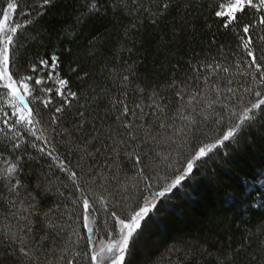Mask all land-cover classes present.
<instances>
[{
  "label": "snow or ice",
  "instance_id": "6c2138e0",
  "mask_svg": "<svg viewBox=\"0 0 264 264\" xmlns=\"http://www.w3.org/2000/svg\"><path fill=\"white\" fill-rule=\"evenodd\" d=\"M154 2L127 0L129 30H138L145 13L155 24L168 12L171 0L157 3V11ZM55 3L0 0V198L8 209L0 214V247L10 250L15 264H41L42 258L45 264H136L134 254L161 226L162 215L174 213L177 200L190 202L187 189L196 186L200 169L227 160L230 149L238 153L245 142L254 143L253 133L264 130V0H216L213 15L237 38L234 59L229 62L222 47L221 59L198 60L191 75L166 86L174 100L156 90L146 104L129 106L127 91L111 97L114 126L101 121L100 127L87 112L96 97L82 102L68 87L57 55L30 63V71L20 63L28 45L44 39L40 19ZM107 7L121 11L120 0ZM102 10L100 0H84L75 23ZM249 15L251 22L240 27V17ZM128 82L129 74L123 75L120 87ZM64 143L70 145L67 155L59 152ZM73 152L79 157L75 164ZM41 159L50 161L48 171L30 189L25 164ZM89 160L87 167L80 162ZM244 184L249 193L255 189ZM53 189L62 199L45 211L41 201ZM232 259L229 253L217 264Z\"/></svg>",
  "mask_w": 264,
  "mask_h": 264
},
{
  "label": "trees",
  "instance_id": "16d2710c",
  "mask_svg": "<svg viewBox=\"0 0 264 264\" xmlns=\"http://www.w3.org/2000/svg\"><path fill=\"white\" fill-rule=\"evenodd\" d=\"M100 2L106 11L91 18L85 15L83 22L75 23L77 9L84 0H56L55 6L40 19L44 39L30 43L26 55L20 58L21 65L28 69L38 59L50 62V57L57 55L58 71L69 81L68 87L78 93L82 102L84 97H96L87 112L91 113L90 119L96 118L97 127L101 121L104 126L113 124L116 114L110 103L113 96L127 91L129 106L149 103L153 90L174 100L166 86L173 79L184 80L191 75L192 65L198 60L221 59L222 47L228 61L234 59L230 53L237 48V38L234 31L224 29L213 15L216 0H171L168 12L155 24L145 13L138 30H129L133 18L128 15L127 0H120L121 11L107 7L110 0ZM147 3L145 0L146 6ZM157 3L162 0H155L153 11H157ZM251 20L250 15L242 16L239 26ZM62 26H67L66 35L60 31ZM129 68L131 74L126 72ZM125 74H129L126 89L120 87ZM72 135L77 133L73 131ZM252 140L254 143L245 142L238 153L230 149L227 160L209 161L200 169L196 186L187 189L190 202L177 200L176 211L162 215L161 226L146 236L143 247L134 254L136 264H217L218 259L229 253L233 259L228 264H260L264 260V207L254 206L264 203L257 201V197H264L261 187L264 179L260 176L264 173V130L253 133ZM69 147L67 143L60 144L59 152L67 155ZM69 158L74 164L79 161L75 152ZM80 162L85 167L91 163ZM49 163L41 159L25 164L23 177L30 189L35 187L41 171H48ZM51 171L64 179L58 169ZM244 181L255 185V189L249 193ZM3 191L0 186V192ZM35 194L40 196L39 192ZM228 196L233 199H227ZM61 199L53 189L45 195L41 207L45 211L56 208ZM7 211L0 198V214ZM43 255H47L46 251ZM57 255L54 251L51 258L55 260ZM15 259L7 247H0L2 264H15ZM41 264H45L43 258Z\"/></svg>",
  "mask_w": 264,
  "mask_h": 264
}]
</instances>
